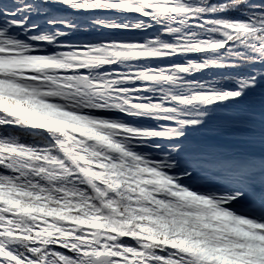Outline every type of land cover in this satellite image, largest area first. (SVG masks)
Here are the masks:
<instances>
[{"label": "snow or ice", "instance_id": "snow-or-ice-1", "mask_svg": "<svg viewBox=\"0 0 264 264\" xmlns=\"http://www.w3.org/2000/svg\"><path fill=\"white\" fill-rule=\"evenodd\" d=\"M0 264H264V0H0Z\"/></svg>", "mask_w": 264, "mask_h": 264}, {"label": "trees", "instance_id": "trees-1", "mask_svg": "<svg viewBox=\"0 0 264 264\" xmlns=\"http://www.w3.org/2000/svg\"><path fill=\"white\" fill-rule=\"evenodd\" d=\"M194 135V138L198 135V134H193ZM242 143L244 141H241ZM248 147L253 150V151H256V152H259V145H252V144H249Z\"/></svg>", "mask_w": 264, "mask_h": 264}]
</instances>
